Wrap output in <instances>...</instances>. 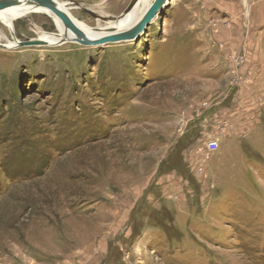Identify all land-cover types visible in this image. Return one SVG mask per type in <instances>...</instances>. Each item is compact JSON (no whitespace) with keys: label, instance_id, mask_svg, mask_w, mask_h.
I'll list each match as a JSON object with an SVG mask.
<instances>
[{"label":"rangeland","instance_id":"obj_1","mask_svg":"<svg viewBox=\"0 0 264 264\" xmlns=\"http://www.w3.org/2000/svg\"><path fill=\"white\" fill-rule=\"evenodd\" d=\"M132 1L59 2L97 30ZM53 18L0 22V264H264V0L15 45L60 36Z\"/></svg>","mask_w":264,"mask_h":264},{"label":"water","instance_id":"obj_2","mask_svg":"<svg viewBox=\"0 0 264 264\" xmlns=\"http://www.w3.org/2000/svg\"><path fill=\"white\" fill-rule=\"evenodd\" d=\"M139 0H133L132 4L127 8V10L124 12L123 15L128 14L135 3H137ZM168 0H154L152 6L146 11L145 15L141 18L140 22L134 27L133 29L119 34L110 36L104 39H100L97 41L89 40L85 37H74L69 38L67 35L64 39L59 41L57 45L66 43V42H77L85 46H98L108 43H119V42H126V41H133L139 39V37L142 34H145L147 31V28L150 27V25L153 23V21L156 19L158 14L162 11V9L165 6V3ZM69 3H72L76 7H78V3L70 1ZM15 7H23V8H30L31 13H36V10L40 11H49L53 15H55L60 21L62 22L66 32H77L76 28L74 27V23L72 21V17L68 13L67 10L64 8H61L55 0H0V13L4 12L6 10H9L10 8ZM92 15V13H90ZM14 33H12V36L14 37ZM15 39V38H14ZM19 47H32V46H48L47 43L41 42V41H29L25 43H19ZM1 50H9L12 49L11 47H8L6 45L0 44Z\"/></svg>","mask_w":264,"mask_h":264},{"label":"bare ground","instance_id":"obj_3","mask_svg":"<svg viewBox=\"0 0 264 264\" xmlns=\"http://www.w3.org/2000/svg\"><path fill=\"white\" fill-rule=\"evenodd\" d=\"M55 1L61 8H64L65 10L68 11L70 16L72 17V21L74 23V27L76 28L77 32L67 33L62 22L55 15H53L47 10L45 11L36 10L35 12L53 15L54 21L56 22L58 28L61 30L62 34L58 37L54 35H49L47 33H40V36L37 38L38 40H34V41L45 42L47 43L48 46L55 44L53 42H56L57 44L59 41L64 39L66 35L69 38L85 37L89 40L97 41L110 36L125 33L136 27V25L140 22L141 18L145 15L146 11L152 6L154 2V0H139L137 3L134 4L132 10L128 14L119 17L115 21L109 22V25L107 27L99 26L97 30H92L86 25L80 24L78 21H76L73 18L72 14L70 13V10L68 8H65L62 4H60L59 2L60 0H55ZM30 13H31L30 8H23V7L10 8L9 10L0 13V22H2V24L5 27L10 29V33L12 35V33H14L15 31L13 25L14 21L23 18ZM2 41H8V37L6 36L2 28H0V43ZM9 44H13V43L10 42ZM15 45H17L18 47V42L16 40H15Z\"/></svg>","mask_w":264,"mask_h":264},{"label":"crops","instance_id":"obj_4","mask_svg":"<svg viewBox=\"0 0 264 264\" xmlns=\"http://www.w3.org/2000/svg\"><path fill=\"white\" fill-rule=\"evenodd\" d=\"M247 36H248V35H247ZM233 41H234V39H233ZM233 41H232V42H233ZM233 44H234V42H233ZM253 46H254V45H253ZM259 47H260V46H258V48H259ZM244 50H246V52H247V49H244ZM251 50H252V49H251ZM259 53H260V51H259ZM252 56H253V55H252ZM257 59H258L257 61L259 62L258 65H259V66H260V65L262 66V65L264 64V61L261 60V58H260L259 55L257 56ZM263 66H264V65H263ZM256 67H258V66H256ZM255 70H258V68L255 69Z\"/></svg>","mask_w":264,"mask_h":264}]
</instances>
